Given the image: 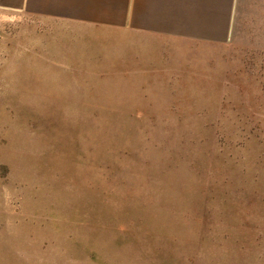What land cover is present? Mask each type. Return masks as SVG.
I'll return each instance as SVG.
<instances>
[{"label":"rangeland","instance_id":"1","mask_svg":"<svg viewBox=\"0 0 264 264\" xmlns=\"http://www.w3.org/2000/svg\"><path fill=\"white\" fill-rule=\"evenodd\" d=\"M230 15L139 62L0 12V264H264V0Z\"/></svg>","mask_w":264,"mask_h":264},{"label":"crops","instance_id":"2","mask_svg":"<svg viewBox=\"0 0 264 264\" xmlns=\"http://www.w3.org/2000/svg\"><path fill=\"white\" fill-rule=\"evenodd\" d=\"M237 2L0 0V12L21 13L61 26L56 37L36 40H87L85 44L89 48L85 49L94 52L98 61L116 60L118 57L113 55L120 51L125 54V60H131V54L133 60L137 57L140 62L146 52L160 44L225 45L226 13L231 14L228 24L231 30Z\"/></svg>","mask_w":264,"mask_h":264}]
</instances>
